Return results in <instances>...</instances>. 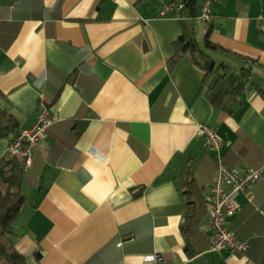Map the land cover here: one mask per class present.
<instances>
[{"label":"crops","instance_id":"1","mask_svg":"<svg viewBox=\"0 0 264 264\" xmlns=\"http://www.w3.org/2000/svg\"><path fill=\"white\" fill-rule=\"evenodd\" d=\"M137 1L0 0V158L39 95L57 119L24 169L14 247L28 264H264V0H218L209 20H188L254 62L230 109L208 97L213 76L187 54L173 60L182 25L170 1ZM199 125L216 130L224 163L262 170L225 222L244 254L210 249L217 160ZM186 188L206 202L193 230Z\"/></svg>","mask_w":264,"mask_h":264},{"label":"trees","instance_id":"2","mask_svg":"<svg viewBox=\"0 0 264 264\" xmlns=\"http://www.w3.org/2000/svg\"><path fill=\"white\" fill-rule=\"evenodd\" d=\"M142 1L145 0L137 2ZM169 1L176 2V0ZM196 1L190 0L191 13L187 8H183L182 12H177L179 16L186 17H179L182 32L175 41L173 60L182 54H187L193 63L203 71L205 80L213 76L214 83L206 91L208 97L213 104H223L227 109H230L240 101L244 88L250 82L251 66L254 62L212 42L209 38V30L203 36V49L199 46L194 37V29L188 22L190 19L194 20L193 18L198 13L195 6ZM207 50L218 52L222 57L227 55L242 60L244 64L235 70L227 62V59L216 61L207 54ZM260 92L264 96V90H260ZM23 174L24 169L14 157L4 155L0 158V264H28L26 257L15 249L12 240L14 218L24 202V197L20 193ZM180 179L184 185L192 186L194 184V177L189 165L180 175ZM186 191L190 199L184 215L186 221L184 228L193 230L196 222L206 212V202L202 196L194 199L187 188Z\"/></svg>","mask_w":264,"mask_h":264},{"label":"built area","instance_id":"3","mask_svg":"<svg viewBox=\"0 0 264 264\" xmlns=\"http://www.w3.org/2000/svg\"><path fill=\"white\" fill-rule=\"evenodd\" d=\"M218 0H202L198 13L193 18L194 21H206L210 19L209 7ZM183 5L181 1L170 2L168 10L182 12ZM186 16H180V18ZM43 99L39 95L35 121L30 125L21 128L7 145V152L14 157L23 169H27L32 163V147L38 144L44 137L46 129L56 121ZM196 135L203 138L204 143L217 160V172L212 180L210 187V206L207 210L212 236L210 238V249L219 252L227 249L231 254H244L248 251L249 242L240 239L226 226V218L239 211L240 205L235 196L238 192L250 189L262 175L260 168L237 169L231 167L222 161L221 147L222 142L219 139L216 130L206 125H199L196 129ZM181 259H184L183 251H178ZM157 260L161 256H155ZM246 264H255L253 260L247 259Z\"/></svg>","mask_w":264,"mask_h":264},{"label":"rangeland","instance_id":"4","mask_svg":"<svg viewBox=\"0 0 264 264\" xmlns=\"http://www.w3.org/2000/svg\"><path fill=\"white\" fill-rule=\"evenodd\" d=\"M158 2L159 3V0H154V2ZM162 1H167V0H162ZM191 26H194V37H195V39H196V41H197V43L199 44V46L203 49V45H204V41H203V37H202V35H201V32H199V29L202 27V25H199L198 23H195V22H190L189 23ZM207 54L209 55V56H211L212 58H214V59H219V61L220 60H222V61H224V57H222V55L220 54V53H218V52H211V51H208L207 50ZM232 64V63H231ZM230 64V65H231ZM233 69H237V67H232ZM14 223V222H13Z\"/></svg>","mask_w":264,"mask_h":264},{"label":"water","instance_id":"5","mask_svg":"<svg viewBox=\"0 0 264 264\" xmlns=\"http://www.w3.org/2000/svg\"><path fill=\"white\" fill-rule=\"evenodd\" d=\"M181 4L183 5L184 8H187L190 13L192 12V8L190 6V0H181Z\"/></svg>","mask_w":264,"mask_h":264}]
</instances>
